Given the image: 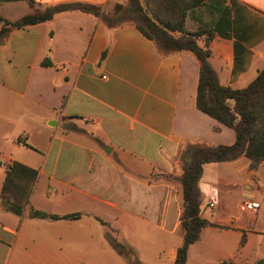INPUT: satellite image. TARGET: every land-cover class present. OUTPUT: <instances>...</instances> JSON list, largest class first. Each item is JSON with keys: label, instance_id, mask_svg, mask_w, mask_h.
Wrapping results in <instances>:
<instances>
[{"label": "crops", "instance_id": "crops-1", "mask_svg": "<svg viewBox=\"0 0 264 264\" xmlns=\"http://www.w3.org/2000/svg\"><path fill=\"white\" fill-rule=\"evenodd\" d=\"M22 1L0 3V32L24 17L7 16ZM34 1L105 9L110 0ZM208 1L227 12L230 27L228 38L216 33L210 42L209 62L222 86L244 90L264 69V0ZM199 78L190 53L164 56L133 25L111 29L91 14L63 12L11 30L0 41V264H129L110 229L143 264H176L182 152L236 141L198 108ZM16 163L27 169L6 187ZM199 188L210 226L187 264L263 261L264 161L256 169L245 156L206 163ZM246 201L261 207L243 211ZM34 210L80 217L39 219Z\"/></svg>", "mask_w": 264, "mask_h": 264}, {"label": "trees", "instance_id": "trees-1", "mask_svg": "<svg viewBox=\"0 0 264 264\" xmlns=\"http://www.w3.org/2000/svg\"><path fill=\"white\" fill-rule=\"evenodd\" d=\"M16 1L20 0H0V3ZM24 1L35 12L14 23L6 22L0 32L1 42L11 30L51 21L58 13L77 11L93 15L111 29L127 24L133 25L142 35L154 42L162 55L190 53L198 62L200 78L197 106L202 112L231 129L235 133L236 141L230 146L192 145L182 152L184 173L180 181L185 201L182 217L184 243L178 249L176 264H187L189 247L195 244L200 239L202 231L210 226L200 215L199 183L203 174V164L229 162L245 156L251 160V168L256 169L264 161V69L244 90H232L220 84L209 62L210 42L216 33L228 38L230 27L225 17L227 12L208 0H131L127 6L116 5L113 12H107L101 6L88 3L60 4L40 10L34 0ZM221 14L222 21L217 25V18ZM188 20L194 22L195 28H188ZM186 154L190 158L186 157ZM19 169L27 168L17 163L9 168L6 187ZM26 172L29 177H36V172L32 170ZM9 210L16 214L21 213L18 206H12ZM31 216L60 220L77 219L80 214L59 217L34 210ZM110 243L129 264H143L128 245L117 239H110ZM258 264H264V260Z\"/></svg>", "mask_w": 264, "mask_h": 264}, {"label": "rangeland", "instance_id": "rangeland-1", "mask_svg": "<svg viewBox=\"0 0 264 264\" xmlns=\"http://www.w3.org/2000/svg\"><path fill=\"white\" fill-rule=\"evenodd\" d=\"M130 2H131V0H110L109 3L106 5L105 11L113 12V9H114V7L116 5L121 4V5L127 6V5L130 4ZM9 8L10 9H8L7 16L11 20H15V21L19 17L27 16V15H30L32 13L31 12L32 10H30V7H29V5H28V3L26 1H22V2L17 3V4H11L9 6ZM38 9L44 10V9H41V8H38ZM187 26H188L189 29H192L194 27L193 22H191V20H189L188 23H187ZM186 157H188L187 154H186ZM188 158H190V157H188ZM205 164H203L202 167H204ZM108 238L116 239V234H115L114 230L110 229L108 231Z\"/></svg>", "mask_w": 264, "mask_h": 264}, {"label": "built area", "instance_id": "built-area-1", "mask_svg": "<svg viewBox=\"0 0 264 264\" xmlns=\"http://www.w3.org/2000/svg\"><path fill=\"white\" fill-rule=\"evenodd\" d=\"M260 207V203L256 201H246L242 204V210L246 212H257Z\"/></svg>", "mask_w": 264, "mask_h": 264}]
</instances>
